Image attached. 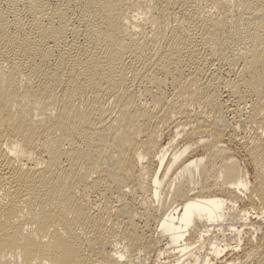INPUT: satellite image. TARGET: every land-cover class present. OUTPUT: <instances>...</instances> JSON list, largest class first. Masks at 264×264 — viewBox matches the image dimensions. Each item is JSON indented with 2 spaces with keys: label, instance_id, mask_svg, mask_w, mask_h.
<instances>
[{
  "label": "bare ground",
  "instance_id": "bare-ground-1",
  "mask_svg": "<svg viewBox=\"0 0 264 264\" xmlns=\"http://www.w3.org/2000/svg\"><path fill=\"white\" fill-rule=\"evenodd\" d=\"M253 256L264 0H0V264Z\"/></svg>",
  "mask_w": 264,
  "mask_h": 264
},
{
  "label": "rangeland",
  "instance_id": "rangeland-1",
  "mask_svg": "<svg viewBox=\"0 0 264 264\" xmlns=\"http://www.w3.org/2000/svg\"><path fill=\"white\" fill-rule=\"evenodd\" d=\"M257 257L258 256H253V257H250L252 260H249L248 258H242L241 260H243L242 262H244V264H259L258 262H259V260L260 259H257ZM244 259H245V261H244ZM257 259V260H256ZM148 264H154L153 262H149Z\"/></svg>",
  "mask_w": 264,
  "mask_h": 264
}]
</instances>
